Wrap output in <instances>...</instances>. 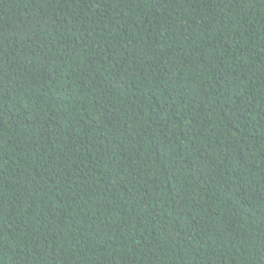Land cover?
Masks as SVG:
<instances>
[{"label": "trees", "instance_id": "16d2710c", "mask_svg": "<svg viewBox=\"0 0 264 264\" xmlns=\"http://www.w3.org/2000/svg\"><path fill=\"white\" fill-rule=\"evenodd\" d=\"M0 264H264V0H0Z\"/></svg>", "mask_w": 264, "mask_h": 264}]
</instances>
